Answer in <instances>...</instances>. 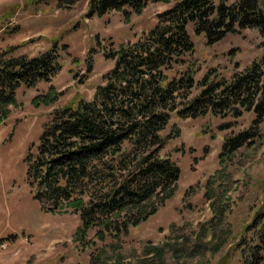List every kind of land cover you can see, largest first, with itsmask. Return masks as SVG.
I'll use <instances>...</instances> for the list:
<instances>
[{
  "label": "trees",
  "instance_id": "trees-1",
  "mask_svg": "<svg viewBox=\"0 0 264 264\" xmlns=\"http://www.w3.org/2000/svg\"><path fill=\"white\" fill-rule=\"evenodd\" d=\"M150 4L172 6L158 15L157 26L142 38L105 53L115 64L92 100L78 99L55 109L43 125L36 151L30 147L24 160L34 200L46 213L71 211L78 216L81 225L75 237L81 243L92 230L101 243L109 238L121 242L174 198L181 169L162 155L166 145L182 135L174 127L163 136L174 115L224 120L254 113L248 128L225 137L221 159H231L262 135L264 63L254 62L230 79L210 71L200 82L192 65L181 73L177 68L196 53L190 27L208 46L247 29L264 37V0H88V15L121 12L129 21ZM15 51L9 47L0 52V125L18 107L19 90L49 83L63 70L57 43L32 57ZM197 87L201 91L193 96ZM57 100L50 90L34 97L32 105L49 107ZM231 128L224 123L219 130ZM246 230L254 237L243 251V264H264V203ZM158 250L147 253L160 259Z\"/></svg>",
  "mask_w": 264,
  "mask_h": 264
},
{
  "label": "rangeland",
  "instance_id": "rangeland-1",
  "mask_svg": "<svg viewBox=\"0 0 264 264\" xmlns=\"http://www.w3.org/2000/svg\"><path fill=\"white\" fill-rule=\"evenodd\" d=\"M171 6L150 4L127 21L121 12L90 17L88 0H0V52L15 47V54L32 57L57 43L63 65L51 82L19 90L18 107L0 125V239L16 235L0 242V264L244 263L243 251L254 237L246 227L264 203V123L253 145L231 159H221L220 154L225 137L248 128L254 113L224 120L212 116L184 120L174 115L163 136L174 127L182 135L169 142L162 155L181 169L178 191L121 242L109 238L101 243L95 238L96 230L89 232L85 242L77 241L79 217L71 211L64 215L44 212L27 183L24 160L30 147L36 151L51 113L78 99L92 100L115 64L105 53L142 38ZM189 31L196 53L177 71L192 65L197 82L210 71L230 79L254 62L264 63V37L256 30L229 35L214 46H208L203 36L195 38L192 27ZM50 90L58 95L55 104L32 105L34 97ZM200 91L197 87L192 95ZM224 123L232 128L219 130ZM154 247L159 249L155 252L161 251L160 259L148 255Z\"/></svg>",
  "mask_w": 264,
  "mask_h": 264
}]
</instances>
